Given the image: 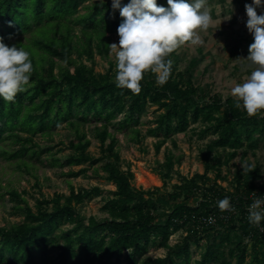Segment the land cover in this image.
<instances>
[{"label":"trees","instance_id":"obj_1","mask_svg":"<svg viewBox=\"0 0 264 264\" xmlns=\"http://www.w3.org/2000/svg\"><path fill=\"white\" fill-rule=\"evenodd\" d=\"M129 2L121 0V5ZM156 2L168 6L167 0ZM121 22L112 0H0V37L5 44L28 51L34 67L26 90L14 102L0 98V155L27 171L33 167L30 160L42 161L43 154L52 164L88 163L115 186L103 196L106 215L101 218H85L78 208L102 193L99 185L70 187L68 194L42 193L34 205L25 198V190L6 189L2 194L22 219L10 226L0 223V264H264L260 230L264 221L256 227L248 220L249 206L264 196L261 165L249 163L255 169L250 173L238 168L232 189L218 182L227 180L222 168L239 149L241 157L249 150L255 153L264 135V116L249 117L234 106L231 95L209 94L196 85L191 68H178L176 51L169 57L173 67L165 85L158 86L149 72L139 94L117 88L115 62L110 61L103 72L96 71L94 64L95 53L108 55ZM75 24L79 32L73 31ZM230 47L232 56L242 50L239 43ZM150 105L157 113L145 121L146 135L156 138V153L168 139L176 145L173 135L186 133L192 122H204L199 134L210 136L199 152L202 172L178 173V180L171 182L174 165L182 157L167 151L155 167L161 186L133 184L134 171L121 164L117 133L132 130V138L140 141L135 127ZM64 123L73 137L62 160L35 137H51L53 126ZM89 124L99 141L98 156L88 151L92 141L85 127ZM87 171L81 166L65 174ZM225 197L235 211L219 209L217 202ZM177 231L182 234L171 243ZM151 245L163 248L164 254L149 255ZM193 247H202L198 256Z\"/></svg>","mask_w":264,"mask_h":264},{"label":"rangeland","instance_id":"obj_2","mask_svg":"<svg viewBox=\"0 0 264 264\" xmlns=\"http://www.w3.org/2000/svg\"><path fill=\"white\" fill-rule=\"evenodd\" d=\"M252 0H208L212 17L216 21L215 26L210 27L207 33H201L204 44L199 47L185 45L176 51L174 59L177 61L178 68L186 70L191 68L192 79L194 83L208 91L209 94L221 93L224 97L230 95V88L235 83H242L244 78L250 74L252 67L246 60L237 58H247L249 55L248 48L254 42V37L249 33L246 27L247 15L245 4H251ZM258 14L264 12V8L257 9ZM231 16V19H227ZM221 22V23H220ZM74 32H79V26L75 24ZM26 42V38L23 37ZM112 43H117V34L112 35ZM239 43L242 50L235 55L230 54L231 44ZM76 52L72 56L76 57ZM60 63L67 66L65 59L57 58ZM110 61L115 62L114 55H101L95 53V70L106 71ZM56 72L58 67L55 68ZM156 106H148L147 112L143 115L141 123L137 125L140 131V141L132 138L133 131L124 132L119 130L118 148L122 157V167L127 165L134 171L135 177L133 184L137 187L152 188L161 186L162 180L155 172V167L159 162L165 160L167 151L173 152L175 158L180 156V163L174 165V175L171 182L178 180V173L191 176L194 172H202L203 165L199 158V152L203 149L205 143L209 140L208 134H199V130L203 127L204 122L198 120L192 122L186 133H176L172 139L176 141V145L168 139L158 153L155 152L154 143L156 138L146 135V120L152 118L157 111ZM54 132L51 137L41 136L37 134L35 140L40 144L51 146L52 153L64 160V157L70 151L69 141L73 137V130L67 125L53 126ZM87 136L92 143L88 147V151L98 156L99 141L94 135L92 125L85 127ZM242 149L239 154L231 159L228 164L222 168V173L227 180H218L222 186L228 189L233 188L232 178L238 168H243L240 163L248 162L251 164L259 163L262 167V180L264 181V135L260 138L255 153L248 151L245 157H241ZM42 161L31 159L33 167L29 171L23 168H16L14 162L8 161L0 155V223L10 226L17 220L22 219V213L15 212L6 195H3L8 188H17L25 190L24 196L27 201L34 205L36 198L41 194L52 196L54 192L69 193L70 187L82 188L92 185H99L103 188L100 195L78 205L81 213L85 218L95 215L101 218L106 215L102 210L104 202L103 196L107 194V190L114 189V184L105 179L102 170L96 171L93 166L88 163L82 165L62 166L60 164H52L46 160V155L41 156ZM100 164V163H99ZM88 167L86 174L77 176L66 175L67 170H77L79 167ZM213 177V173H210ZM182 232L177 231L170 237V242L175 243L181 236ZM194 256H198L201 248L193 247ZM151 256H159L164 254V249L151 245L148 251ZM122 264H127L123 262Z\"/></svg>","mask_w":264,"mask_h":264},{"label":"clouds","instance_id":"obj_3","mask_svg":"<svg viewBox=\"0 0 264 264\" xmlns=\"http://www.w3.org/2000/svg\"><path fill=\"white\" fill-rule=\"evenodd\" d=\"M167 7L156 0H130L121 5V0H112V8L119 9L122 22L117 28L119 42L109 46L115 59V84L133 94L142 90L145 73L155 75L158 86L165 85L171 76L173 61L170 55L179 48L204 44L201 33L215 26L208 0H167ZM264 0H252L245 4L246 27L254 37L249 45L247 58L252 71L242 83L230 88L235 107L243 109L247 116H264ZM227 19H231V16ZM221 23V22H220ZM34 67L30 53L23 47L7 45L0 37V98L14 102L16 96L25 91ZM243 172L255 170L248 162L240 163ZM219 209L235 211L230 198L218 202ZM213 218L209 217L211 222ZM250 224L260 227L264 221V196L257 197L248 208ZM264 231V227H260Z\"/></svg>","mask_w":264,"mask_h":264}]
</instances>
